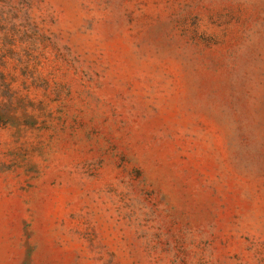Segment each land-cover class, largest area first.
<instances>
[{
  "label": "rangeland",
  "instance_id": "obj_1",
  "mask_svg": "<svg viewBox=\"0 0 264 264\" xmlns=\"http://www.w3.org/2000/svg\"><path fill=\"white\" fill-rule=\"evenodd\" d=\"M0 264H264V0H0Z\"/></svg>",
  "mask_w": 264,
  "mask_h": 264
}]
</instances>
